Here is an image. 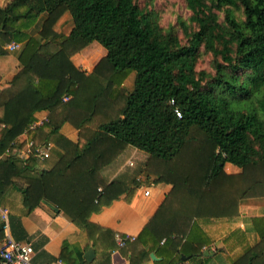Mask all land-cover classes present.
Masks as SVG:
<instances>
[{"label":"trees","instance_id":"1","mask_svg":"<svg viewBox=\"0 0 264 264\" xmlns=\"http://www.w3.org/2000/svg\"><path fill=\"white\" fill-rule=\"evenodd\" d=\"M154 1L0 5V58L16 62L0 89V206L10 220L41 200L66 214L86 240L83 249L63 244L65 264H111L117 249L130 252L128 264H144L151 252L160 257L156 264H205L191 247L214 245L202 226L213 219L227 223L215 247L226 264H264V216H253L250 229L238 225L240 205H264V182L226 170L264 161V0H183L188 14L166 25ZM65 15L67 33L59 30ZM12 40L21 46L8 51ZM93 41L106 53L87 72L72 56ZM44 42L58 49L45 56ZM205 58L209 68L199 69ZM48 112L61 125L29 129ZM62 126L76 129L74 140ZM24 131L36 143L52 141L51 157L12 153L24 146ZM128 147L146 158L125 186L104 170ZM144 183L171 188L134 241L118 248L113 231L90 216L122 195L129 202ZM89 248L91 260L84 257Z\"/></svg>","mask_w":264,"mask_h":264},{"label":"crops","instance_id":"2","mask_svg":"<svg viewBox=\"0 0 264 264\" xmlns=\"http://www.w3.org/2000/svg\"><path fill=\"white\" fill-rule=\"evenodd\" d=\"M7 1L8 0H0V5L5 4ZM38 28L39 25L34 26L30 30L29 34L35 35ZM15 42L21 44L20 41ZM57 49L58 47L51 42H44L39 48L40 52L45 56H50ZM1 58L5 60L6 56ZM12 58L14 59V57ZM14 62L10 64L13 68L16 63ZM76 65L81 67L83 70L86 69V71L88 68H90V71L94 66L93 64L91 67H85L77 63ZM0 69L1 89L6 81L10 79L13 71L10 72L9 77H6V75L2 72L6 69L3 67ZM45 116L48 119V123L49 121L53 122L54 120L55 123L53 125H58L60 118L55 112L45 113V115H42L40 118ZM52 122L50 123L52 124ZM60 129L62 133L64 132V134L72 139L71 133L73 128L70 129L69 126L67 128L62 126ZM126 150H128V152L125 151L123 158L124 163L120 165V167L113 168L112 170H104V175L108 180L112 179L118 173L125 186L131 183L133 177L140 175L138 173L139 170L137 169L139 167L136 168L132 159L129 160L131 153L136 154V149L130 148ZM145 158L146 157H144V160ZM229 167H231V172H239L243 180H259L264 182V179L261 177L264 176V161L256 164H246L240 169L233 166ZM258 168L262 171L259 172L258 175H255ZM147 187L150 189V193L145 195L144 190ZM170 188L171 184L167 183H157L155 185L144 183V185L140 186L136 190L129 202L125 201L124 195H122L118 199L114 200L109 206L103 207L100 212L92 214L90 216V220L93 223L111 229L114 233V237L116 234L136 237L156 211L165 195L169 192ZM10 197L13 198V196ZM0 207L5 208L8 211L7 206ZM239 212L240 219L238 225L244 229H250V219L253 216H264V205H240ZM202 226L204 230H206L207 233L214 239V245L209 247L198 242L191 247L192 252H194L198 258L202 257L205 264H226L224 262V257L216 250V248L222 246V237L226 234L225 229L227 223L213 219L205 220V222H202ZM8 232L16 241L27 243L32 246L34 251L32 258L33 264H58L57 262L61 261L59 255L65 242L74 247L83 249L86 240L85 233L80 231L79 228L66 216V214L62 213L58 207L53 205V203L44 200H41L30 213L25 215L19 214V220H16V218L10 220L8 213ZM133 241L134 240L129 242ZM2 242L3 239L0 240V246L2 245ZM133 249H136V244L133 245ZM127 253L130 254V252L126 249H122V251L120 249L113 251L110 256L111 264H128ZM151 254H153L154 257H151ZM149 256V260L144 264H156V261L160 260V257L153 252H151ZM217 256L220 257L219 260H217ZM183 258L186 259V257ZM61 264L65 263L61 261Z\"/></svg>","mask_w":264,"mask_h":264},{"label":"built area","instance_id":"3","mask_svg":"<svg viewBox=\"0 0 264 264\" xmlns=\"http://www.w3.org/2000/svg\"><path fill=\"white\" fill-rule=\"evenodd\" d=\"M4 48L8 51H15L20 48V44L11 41L5 44ZM175 113L177 116H180V111L175 109ZM48 123L47 117H42L36 120L29 126V129H34L36 126H41ZM19 142H23L24 146L19 148L15 147L11 151L14 154H18V156L22 159H28L32 155L39 161H44L47 158H50L51 149L53 147L52 141H41L36 143L33 139L27 138V132L24 131L19 137ZM9 150H6L2 157L7 156ZM26 162V161H25ZM98 191H102V188L99 187ZM150 193V189L147 187L144 190V194L148 195ZM0 222L3 224V229L5 231L2 245L0 246V264H33V248L31 245L27 243H22L16 241L13 236L8 232V211L5 208L0 207ZM134 236L130 235H115V242L118 248L125 247V244L129 241L134 240ZM61 264V261L57 262Z\"/></svg>","mask_w":264,"mask_h":264},{"label":"rangeland","instance_id":"4","mask_svg":"<svg viewBox=\"0 0 264 264\" xmlns=\"http://www.w3.org/2000/svg\"><path fill=\"white\" fill-rule=\"evenodd\" d=\"M153 7L156 9H160V22L161 24H168V23H173L176 21V18L178 16V14H188V11L184 9L183 7V0H155L153 2ZM60 26H59V30L63 31L65 33H67L70 28H71V21L69 19V17L67 15L63 16L62 19H60ZM106 53V49L99 44L97 41H93L90 44H88L85 48H83L79 53L75 54L72 56V60L73 63L76 65L77 64H81L82 66L85 67H91L93 64H95L98 59H100L103 55H105ZM75 57V59H74ZM14 62V59L11 56H7L5 60L3 58H0V68L3 67L4 71H2L6 77H9L10 72L13 71V67L10 66L11 63ZM76 62V63H75ZM15 63V62H14ZM199 69H207L209 68V63H208V58H205V61H203L202 63L199 64L198 66ZM90 68H88L87 71H89ZM1 70V69H0ZM86 70V69H85ZM1 72V71H0ZM134 76V73H132L131 75H129L128 79L126 80V84L127 86H130L132 83V77ZM59 116V123L57 126L61 125V116L59 114H57ZM52 121H49V123H46L49 126H54L53 124L55 123L54 120L52 122V124L50 123ZM57 124V123H56ZM76 137V129L73 128L72 133H71V138L72 140H74ZM127 149H130L129 147ZM125 151L128 152V150H124V152L121 153V155H118L109 165V167H107L106 169H110L112 170L113 168H118L120 167V165H122L124 163V154ZM146 156V153H144L143 151H139L136 150V154L131 153V157L129 158V160L132 159V162L136 165L137 167H141L143 166L144 163V157ZM51 157V155H50ZM48 159V158H47ZM45 165L49 164V161H45L44 162ZM128 166V165H126ZM231 167H229V165H227L226 170L231 172ZM105 169V170H106ZM262 170L260 168L257 169V171L255 172V175H258L259 172H261ZM264 179V176H261ZM144 185V184H142ZM217 260H219V256L216 257ZM224 262L226 263L225 259Z\"/></svg>","mask_w":264,"mask_h":264},{"label":"water","instance_id":"5","mask_svg":"<svg viewBox=\"0 0 264 264\" xmlns=\"http://www.w3.org/2000/svg\"><path fill=\"white\" fill-rule=\"evenodd\" d=\"M94 250L92 248H89L85 251L84 253V257L87 259V260H91L93 257H94ZM151 257H154L153 254H151Z\"/></svg>","mask_w":264,"mask_h":264}]
</instances>
